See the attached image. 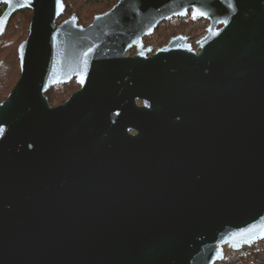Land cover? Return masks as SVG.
<instances>
[{"label": "water", "instance_id": "95a60500", "mask_svg": "<svg viewBox=\"0 0 264 264\" xmlns=\"http://www.w3.org/2000/svg\"><path fill=\"white\" fill-rule=\"evenodd\" d=\"M1 4L0 35L32 16L0 102V264H213L262 238L264 0H118L87 26L63 0ZM189 10L196 49L148 55Z\"/></svg>", "mask_w": 264, "mask_h": 264}, {"label": "trees", "instance_id": "16d2710c", "mask_svg": "<svg viewBox=\"0 0 264 264\" xmlns=\"http://www.w3.org/2000/svg\"><path fill=\"white\" fill-rule=\"evenodd\" d=\"M118 0H63L65 10L59 22L69 18L72 14L77 17L78 24L87 26L96 14L110 9ZM5 4L0 5V15ZM32 12L23 9L15 12L10 18L4 32L0 35V102L3 101L20 75L18 45L27 37L28 26ZM205 19H188L187 17H173L158 24L153 33L143 38L151 47H161L172 37L178 34L185 35L187 39L196 38L206 28ZM194 47V42L191 43ZM79 85L74 79L67 83L56 85L46 91L51 106L63 103ZM257 264H264V250L257 255Z\"/></svg>", "mask_w": 264, "mask_h": 264}, {"label": "built area", "instance_id": "2783aa9c", "mask_svg": "<svg viewBox=\"0 0 264 264\" xmlns=\"http://www.w3.org/2000/svg\"><path fill=\"white\" fill-rule=\"evenodd\" d=\"M189 20L193 19L190 14V10L188 14L185 16ZM207 26V24H206ZM206 29V28H205ZM205 30L198 35L196 38L187 39L188 42H194V46H198V40L205 34ZM166 44V43H165ZM163 44V45H165ZM162 45V46H163ZM153 49H158L157 45L152 46ZM54 86L53 88H55ZM264 250V237L254 241L250 245H243L240 248L236 249L229 245H224L222 249V258L220 260L215 261L213 264H257V255Z\"/></svg>", "mask_w": 264, "mask_h": 264}, {"label": "snow or ice", "instance_id": "6c2138e0", "mask_svg": "<svg viewBox=\"0 0 264 264\" xmlns=\"http://www.w3.org/2000/svg\"><path fill=\"white\" fill-rule=\"evenodd\" d=\"M9 2H11V0H9ZM57 4L60 5V4H61V0H57ZM22 6H23V5H18V7H22ZM197 11L199 12V15H200V16H205V15H207L205 12H202V11H199V10H197ZM196 18H197V17L194 15V16H193V19H196ZM224 23H227V21H224ZM81 83H83V80H81ZM3 132H4V129H3V128H0V133H3ZM261 236L264 237V233H262ZM248 242H251V241H248ZM220 255H221V257H222L223 253L221 252Z\"/></svg>", "mask_w": 264, "mask_h": 264}, {"label": "flooded vegetation", "instance_id": "af4514ba", "mask_svg": "<svg viewBox=\"0 0 264 264\" xmlns=\"http://www.w3.org/2000/svg\"><path fill=\"white\" fill-rule=\"evenodd\" d=\"M146 42H147V40L145 42L143 41L144 47H149L151 49L150 53L148 54V55H151L155 51V49H153L150 45H147ZM193 49H196V47L194 46ZM134 52H135L134 49L132 51H130V53H134Z\"/></svg>", "mask_w": 264, "mask_h": 264}, {"label": "rangeland", "instance_id": "374dc122", "mask_svg": "<svg viewBox=\"0 0 264 264\" xmlns=\"http://www.w3.org/2000/svg\"><path fill=\"white\" fill-rule=\"evenodd\" d=\"M166 21V20H165ZM132 51V50H131ZM128 53H130V51L128 52Z\"/></svg>", "mask_w": 264, "mask_h": 264}]
</instances>
